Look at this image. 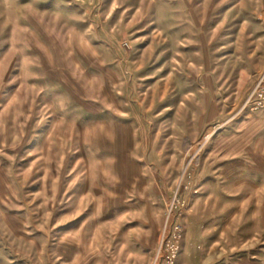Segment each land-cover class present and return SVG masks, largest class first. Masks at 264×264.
I'll return each mask as SVG.
<instances>
[{
	"label": "rangeland",
	"instance_id": "374dc122",
	"mask_svg": "<svg viewBox=\"0 0 264 264\" xmlns=\"http://www.w3.org/2000/svg\"><path fill=\"white\" fill-rule=\"evenodd\" d=\"M257 87L264 0H0V264H264Z\"/></svg>",
	"mask_w": 264,
	"mask_h": 264
},
{
	"label": "built area",
	"instance_id": "2783aa9c",
	"mask_svg": "<svg viewBox=\"0 0 264 264\" xmlns=\"http://www.w3.org/2000/svg\"><path fill=\"white\" fill-rule=\"evenodd\" d=\"M260 90H261L260 87H257L255 93L257 94V92H259ZM257 95H258L257 98L251 100L252 103L256 104L257 107H263L264 108V92H260Z\"/></svg>",
	"mask_w": 264,
	"mask_h": 264
}]
</instances>
